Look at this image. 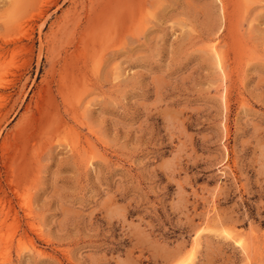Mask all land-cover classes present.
I'll list each match as a JSON object with an SVG mask.
<instances>
[{"label": "rangeland", "instance_id": "obj_1", "mask_svg": "<svg viewBox=\"0 0 264 264\" xmlns=\"http://www.w3.org/2000/svg\"><path fill=\"white\" fill-rule=\"evenodd\" d=\"M0 264H264V0H0Z\"/></svg>", "mask_w": 264, "mask_h": 264}]
</instances>
